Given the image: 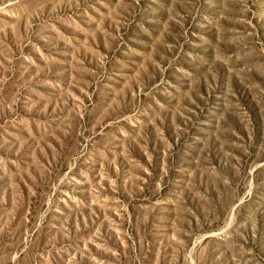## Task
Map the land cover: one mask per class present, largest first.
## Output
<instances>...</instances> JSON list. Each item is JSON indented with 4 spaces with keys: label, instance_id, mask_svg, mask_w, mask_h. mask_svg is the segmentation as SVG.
<instances>
[{
    "label": "rangeland",
    "instance_id": "374dc122",
    "mask_svg": "<svg viewBox=\"0 0 264 264\" xmlns=\"http://www.w3.org/2000/svg\"><path fill=\"white\" fill-rule=\"evenodd\" d=\"M0 264H264V0H0Z\"/></svg>",
    "mask_w": 264,
    "mask_h": 264
}]
</instances>
